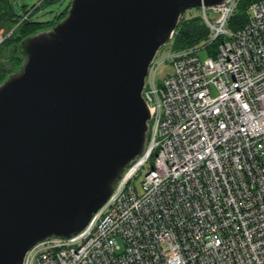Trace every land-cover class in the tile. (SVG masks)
<instances>
[{
    "label": "built area",
    "instance_id": "2783aa9c",
    "mask_svg": "<svg viewBox=\"0 0 264 264\" xmlns=\"http://www.w3.org/2000/svg\"><path fill=\"white\" fill-rule=\"evenodd\" d=\"M240 1L201 9L208 44L157 55L145 152L80 234L37 244L24 264H264V0L231 31Z\"/></svg>",
    "mask_w": 264,
    "mask_h": 264
},
{
    "label": "water",
    "instance_id": "95a60500",
    "mask_svg": "<svg viewBox=\"0 0 264 264\" xmlns=\"http://www.w3.org/2000/svg\"><path fill=\"white\" fill-rule=\"evenodd\" d=\"M230 0H72L0 84V264L80 234L146 150L149 68L193 9Z\"/></svg>",
    "mask_w": 264,
    "mask_h": 264
},
{
    "label": "trees",
    "instance_id": "16d2710c",
    "mask_svg": "<svg viewBox=\"0 0 264 264\" xmlns=\"http://www.w3.org/2000/svg\"><path fill=\"white\" fill-rule=\"evenodd\" d=\"M46 3H53L57 0H45ZM260 0H241L237 9L230 17L227 28L236 31L247 23V10L251 4ZM70 6V5H69ZM69 6L64 12L59 14L54 21L42 22L32 18L21 22V19L29 11L23 8L25 13L18 15L15 11L13 0H0V84L13 72L18 70L23 63V59L18 53L21 41L35 34L38 31L49 29L58 21L62 20L68 12ZM195 12L190 16H184L176 30L172 40L168 45L172 52L181 51L202 44H208L213 36V32L207 25L201 9H193ZM208 11L210 19L214 20L215 15L211 10ZM14 30L10 37L8 32ZM226 40L225 36L218 37L206 47L207 52L215 57L219 46Z\"/></svg>",
    "mask_w": 264,
    "mask_h": 264
},
{
    "label": "rangeland",
    "instance_id": "374dc122",
    "mask_svg": "<svg viewBox=\"0 0 264 264\" xmlns=\"http://www.w3.org/2000/svg\"><path fill=\"white\" fill-rule=\"evenodd\" d=\"M71 1L72 0H57L53 3H46L45 0H13V5L18 15H23L25 13L23 8H26V11H32L33 19L42 22H52L59 14L64 12V10L70 5ZM193 12H195V10H189L186 12L185 16H190L193 14ZM216 18L217 17L215 16V19ZM171 53L172 51L170 49V45H167L160 50L159 55H170ZM209 55L210 54L207 52V50H202L199 52V57L201 60L207 59ZM165 68L168 69V66ZM141 179L142 178L138 179L135 183L139 193H141Z\"/></svg>",
    "mask_w": 264,
    "mask_h": 264
},
{
    "label": "flooded vegetation",
    "instance_id": "af4514ba",
    "mask_svg": "<svg viewBox=\"0 0 264 264\" xmlns=\"http://www.w3.org/2000/svg\"><path fill=\"white\" fill-rule=\"evenodd\" d=\"M66 9H67V8H66ZM66 9H65V10H66Z\"/></svg>",
    "mask_w": 264,
    "mask_h": 264
}]
</instances>
